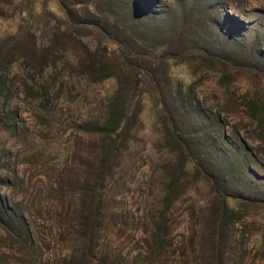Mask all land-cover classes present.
Masks as SVG:
<instances>
[{"label": "rangeland", "instance_id": "374dc122", "mask_svg": "<svg viewBox=\"0 0 264 264\" xmlns=\"http://www.w3.org/2000/svg\"><path fill=\"white\" fill-rule=\"evenodd\" d=\"M97 4L81 18L113 34L83 26L112 55L102 72L61 32L57 67L30 88L26 52L7 44L0 196L10 207L0 208V264H264V0ZM133 37L141 42L130 63L145 70L137 74L114 42ZM155 79L179 137L142 96ZM129 92L144 110L110 157L102 128ZM187 152L195 162L185 170Z\"/></svg>", "mask_w": 264, "mask_h": 264}, {"label": "trees", "instance_id": "16d2710c", "mask_svg": "<svg viewBox=\"0 0 264 264\" xmlns=\"http://www.w3.org/2000/svg\"><path fill=\"white\" fill-rule=\"evenodd\" d=\"M43 0H0V103L3 101L4 105L8 102V98L12 91V81L8 78V69L11 67V63L14 61V57L11 52V48L7 44L15 42L18 49H22L26 52L24 56L23 67L27 69L33 76L29 79L34 83L29 84L30 88H42V81L48 82L51 72L57 67L58 57L51 55L52 48L56 45L59 33L64 32L67 36L72 38L74 42H78L82 46L83 54H87V59L90 62L91 68L95 74L104 71V64L111 62V53L108 49L103 48L99 41L88 39V34L83 33V26L92 27L99 29L104 33L105 37L112 38L113 34H109L102 22L99 19L86 20L81 18L84 13L90 12L91 14H97L98 4L97 0H48L49 4L53 3L59 7L60 12H56L47 6V3H43ZM72 3L83 4L82 9L76 10V13H72L68 10V6ZM40 6V7H39ZM97 12V13H96ZM111 17V13L106 14ZM16 18V22L13 20ZM11 22L13 25L9 26ZM133 42L129 43L126 40L120 41L115 40L114 42L120 45L121 57L124 62L131 68V71L136 73L145 72L144 69H138L137 66L130 63V58L133 56L138 57V52L133 51L134 47H131L132 43L138 44L141 42L138 38L133 37ZM147 55H155L162 47L161 44H146ZM154 53V54H153ZM134 54V55H133ZM7 71V75L4 73ZM137 74V73H136ZM169 75V74H168ZM46 77H48L46 79ZM102 75L98 74L97 79H102ZM158 80H153L155 84L152 90H142V96L152 99L153 109L158 115H162L168 122V129L173 136L179 137L180 130L178 129V122L176 121L174 110L169 105H165L162 99V94L158 86ZM134 84L138 86L136 81ZM135 90V89H133ZM46 94L50 95L49 89L46 90ZM6 93L5 100L3 94ZM153 94H157L153 97ZM132 95V94H131ZM128 93L129 99L123 100L120 105L113 107L111 117L105 123L102 128V133L107 137L110 143V157H114L119 143L123 142L125 131L135 119V115L138 116L144 110L143 105L134 104L133 98ZM164 95V94H163ZM189 105L194 106L193 96L191 92L186 95ZM131 98V99H130ZM156 98V99H154ZM4 105L2 107H4ZM186 106V108L189 107ZM0 119L2 116L0 115ZM195 162L194 158L186 153L183 161V168L186 170L187 167L193 165ZM91 199L96 201L95 194L90 193ZM0 196V208L2 211L9 210V204ZM5 200V201H4ZM228 207V202H227ZM95 208L91 207L90 212ZM227 209V208H226ZM225 219V217H224ZM222 225H219L217 229L218 236H222ZM219 253V251H216Z\"/></svg>", "mask_w": 264, "mask_h": 264}]
</instances>
